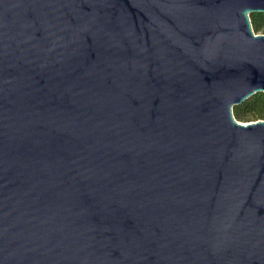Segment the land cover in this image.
<instances>
[{"label":"water","instance_id":"obj_1","mask_svg":"<svg viewBox=\"0 0 264 264\" xmlns=\"http://www.w3.org/2000/svg\"><path fill=\"white\" fill-rule=\"evenodd\" d=\"M264 0H0V264H264Z\"/></svg>","mask_w":264,"mask_h":264},{"label":"trees","instance_id":"obj_2","mask_svg":"<svg viewBox=\"0 0 264 264\" xmlns=\"http://www.w3.org/2000/svg\"><path fill=\"white\" fill-rule=\"evenodd\" d=\"M253 28L256 32L264 29V13H251ZM234 114L238 119H264V92L256 93L240 105L234 107Z\"/></svg>","mask_w":264,"mask_h":264},{"label":"rangeland","instance_id":"obj_3","mask_svg":"<svg viewBox=\"0 0 264 264\" xmlns=\"http://www.w3.org/2000/svg\"><path fill=\"white\" fill-rule=\"evenodd\" d=\"M255 33H256V34H264V29H262V30H260V31H258V32L255 31ZM234 115H235V114H234ZM235 117H236V116H235ZM236 119L239 120V121L242 122V123H248L249 121L254 122V121H258V120H264V119H262V118H249V119L243 120V119H238L237 117H236Z\"/></svg>","mask_w":264,"mask_h":264}]
</instances>
